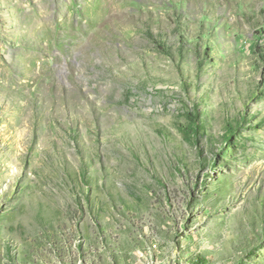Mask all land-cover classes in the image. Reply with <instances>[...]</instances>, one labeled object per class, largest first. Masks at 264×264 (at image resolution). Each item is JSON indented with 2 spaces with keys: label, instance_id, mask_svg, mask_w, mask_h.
I'll list each match as a JSON object with an SVG mask.
<instances>
[{
  "label": "rangeland",
  "instance_id": "rangeland-1",
  "mask_svg": "<svg viewBox=\"0 0 264 264\" xmlns=\"http://www.w3.org/2000/svg\"><path fill=\"white\" fill-rule=\"evenodd\" d=\"M263 55L264 0H0V264H264Z\"/></svg>",
  "mask_w": 264,
  "mask_h": 264
},
{
  "label": "trees",
  "instance_id": "trees-1",
  "mask_svg": "<svg viewBox=\"0 0 264 264\" xmlns=\"http://www.w3.org/2000/svg\"><path fill=\"white\" fill-rule=\"evenodd\" d=\"M264 57V55H263ZM262 57V58H263ZM241 115H244V113H242ZM188 238L192 239V236H188ZM194 264H209V261L206 258H198L196 261L193 262Z\"/></svg>",
  "mask_w": 264,
  "mask_h": 264
}]
</instances>
